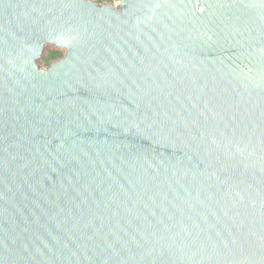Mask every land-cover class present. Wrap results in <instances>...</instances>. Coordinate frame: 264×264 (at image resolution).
Listing matches in <instances>:
<instances>
[{"label": "water", "instance_id": "1", "mask_svg": "<svg viewBox=\"0 0 264 264\" xmlns=\"http://www.w3.org/2000/svg\"><path fill=\"white\" fill-rule=\"evenodd\" d=\"M0 264H264V0H0Z\"/></svg>", "mask_w": 264, "mask_h": 264}, {"label": "trees", "instance_id": "2", "mask_svg": "<svg viewBox=\"0 0 264 264\" xmlns=\"http://www.w3.org/2000/svg\"><path fill=\"white\" fill-rule=\"evenodd\" d=\"M99 3H105V2H114L115 0H96ZM64 55V52L61 51L60 49L52 46L47 49L46 55L42 56L41 62L45 65L48 66L51 61L57 60L61 58Z\"/></svg>", "mask_w": 264, "mask_h": 264}, {"label": "rangeland", "instance_id": "3", "mask_svg": "<svg viewBox=\"0 0 264 264\" xmlns=\"http://www.w3.org/2000/svg\"><path fill=\"white\" fill-rule=\"evenodd\" d=\"M118 1H119V0H115V1H114V2H112V3H115V4H117V3H118ZM50 47H52V45H48V46L46 47V49H45V51H44L43 55H46L47 49H48V48H50ZM43 55H42V56H43ZM41 59H42V58H41ZM41 59H39V61H38V62H39L40 66H41L42 68H45L46 66H45V65H44V64L41 62Z\"/></svg>", "mask_w": 264, "mask_h": 264}]
</instances>
